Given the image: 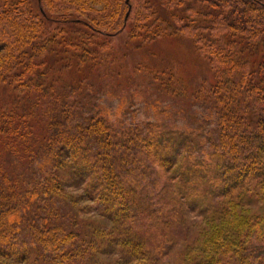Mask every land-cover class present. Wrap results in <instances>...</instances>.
<instances>
[{
    "label": "rangeland",
    "instance_id": "rangeland-1",
    "mask_svg": "<svg viewBox=\"0 0 264 264\" xmlns=\"http://www.w3.org/2000/svg\"><path fill=\"white\" fill-rule=\"evenodd\" d=\"M95 2L99 9L105 5V0ZM144 7L148 9L146 14L143 12L148 16L144 17L145 33L137 37L134 44L129 42L127 45L121 37L111 43L106 38L84 34L82 30L69 31L67 39L85 44L87 50L82 55L76 54L75 48L65 44L57 35L48 40L45 53L40 54L39 60L30 68H22L0 80V106L10 103L16 110L24 109L21 114L14 111V117L27 124L29 133L26 139L44 136L51 131L56 139L54 149L60 154L54 168L62 179V188L52 197L45 196L47 189L39 182L42 171L37 163V157L42 153L35 159L22 151L6 153L1 147L3 138H0V173H7L12 179L20 177L21 187H14L21 192L32 186L42 194L37 203L39 207L33 212L28 211L29 216H25L31 223V231L26 222H22L16 233L21 240L20 249L38 248L47 254L41 255L39 263L35 264H50L47 259L51 257V252L47 253L43 245L30 244L31 233L37 232L38 228L47 232L48 227L60 226L66 232L74 233L76 237L71 245L80 248L79 259L83 262L84 258L96 255L99 247L96 232H110V226L118 223L92 188L87 172L79 170L73 162L67 135L72 126H75L73 130H79L80 122L95 123L93 130L101 134L102 142L96 145L107 151L110 165L123 171L131 166L126 155L138 154L139 144L151 131V124L158 126L159 138L173 144V153L166 172L165 205L154 215L162 232L156 230L153 233L155 241L151 248L156 263L191 264L204 256L202 241L208 238L214 224L212 209L221 201V189L213 180L217 170L206 163V152L214 139L210 130L219 122L220 108L216 107L219 102L211 101L207 96L208 85L202 87L203 84L216 83L215 68L201 51L197 42L199 37L181 31L176 15L187 17V9H171L166 0H137L133 6L136 18ZM207 18L199 16V27L209 23L204 21ZM150 26L152 30L146 32ZM199 31L207 37L203 29ZM237 39L236 43L246 48L242 50L243 59L255 66L258 55L264 50V36L258 43L243 36ZM2 52L0 49V54ZM45 74L51 75L50 81L46 82ZM28 79L33 81L28 83ZM10 93H14V97ZM255 117L254 112L241 111L237 125L245 133L243 145L247 160L262 162L264 145L255 129L259 121ZM100 122L104 129H98ZM7 126L0 125L2 129ZM57 132L64 137H58ZM198 168L202 170L200 173L195 172ZM181 177L199 185L198 192L191 198L178 183ZM0 180L5 182L1 175ZM12 185L9 183L10 187ZM4 188L0 182L1 195ZM128 188L116 202H124L126 211L136 218L124 228L128 224L136 226L142 213H149L156 207L150 201L149 193L135 186ZM248 189L249 186L245 185V197L239 212L251 215L257 212L261 203L246 195ZM6 192L9 191L6 189ZM22 201L23 197L21 201L4 200L3 207L6 211L20 208L25 206ZM123 227L120 230L125 235ZM108 250L110 252L103 253L106 259L128 252L127 247H114L112 243ZM4 258L0 256V260Z\"/></svg>",
    "mask_w": 264,
    "mask_h": 264
},
{
    "label": "trees",
    "instance_id": "trees-1",
    "mask_svg": "<svg viewBox=\"0 0 264 264\" xmlns=\"http://www.w3.org/2000/svg\"><path fill=\"white\" fill-rule=\"evenodd\" d=\"M136 3L137 0H105V5L99 9L94 5L95 0H0V49H3L0 54V80L27 66L30 68L33 62L39 60L40 54L45 53L48 40L57 35L65 44L75 48L76 54L82 55L87 50L84 49L85 44L80 40L67 39L69 31L82 30L84 34L106 38L111 43L121 37L127 45L129 42L134 44L133 41L145 33L144 17H148L144 16L148 11L145 7L138 18L134 16L133 6ZM166 4L171 9L184 7L189 11L184 18L176 15V20L181 23L183 34L199 37L197 42L201 51L214 66L216 83L203 84L202 87L208 85L207 96L211 101L219 102L216 107L220 108L219 122L210 130L214 139L206 152V163L217 170L213 180L221 189V201L212 209L214 224L208 238L202 241L204 256L191 264H264V157L262 162L247 160L243 145L245 133L237 125L241 111L254 112L255 119L261 113L255 129L264 145V50L253 66L242 57V50L246 48L236 43L241 36L254 43L263 38L264 0H166ZM201 15L207 16L204 21L209 23L199 27ZM151 26L154 28L155 24ZM151 26L146 32L152 30ZM200 28L207 34L206 38L200 33ZM44 77L47 82L51 75L45 74ZM30 81L33 80L28 79V83ZM10 96L14 97V93ZM23 110L22 107L14 109L10 103L0 106V125H8V128L0 127L1 147L6 153L26 152L31 159L42 153L41 157H37L42 171L39 182L47 189L45 196H51L62 188V179L54 168L60 155L54 149L55 135L50 131L44 136L37 135L27 140V124L14 117V111L21 114ZM78 125L81 126L79 130H73L75 126H72L67 135L73 162L79 170L87 172L92 188L118 223L110 226V232H96L99 246L96 255L84 258L83 262L79 259L80 248L71 245L75 234L66 232L60 226L48 227L47 232L38 228L37 232L31 233L30 244L39 243L47 253L51 252V257L47 259L50 264H157L151 248L155 241L153 233L156 230L160 234L162 232L154 215L161 212L165 205L168 189L165 179L173 144L161 140L158 126L151 124V131L139 144L138 154L126 155L131 166L123 171L110 165L107 151L96 145L100 143L101 134L93 130L95 123L80 122ZM98 129H104L101 122ZM59 133L56 135L63 138V134ZM19 146L20 149L16 150ZM201 171L198 168L195 172ZM3 173L0 175L5 182H0L9 192L4 188L0 194V256L5 257L0 264L39 263L40 256L47 254L38 248L20 249L21 240L16 233L22 222H26L27 229L31 231V223L26 221L25 216H29L28 211L33 212L35 207H39L37 203L42 194L32 186L27 187L25 192L15 189L14 185L21 187V178L12 179L9 174ZM190 180L181 177L178 183L191 198L198 192L199 185ZM9 183L13 185L10 187ZM245 185L249 186L246 195L255 197L261 203L257 212L251 215L239 212L245 197ZM131 186L149 193L150 201L156 207L149 213H142L136 226L128 224L124 228L136 217L129 215L124 202L116 200ZM22 197L25 206L9 211L3 207L4 200L21 201ZM121 227L125 229V235L121 233ZM105 243L106 246H103ZM111 243L114 247H127V255L106 259L103 253L110 252L108 247Z\"/></svg>",
    "mask_w": 264,
    "mask_h": 264
}]
</instances>
